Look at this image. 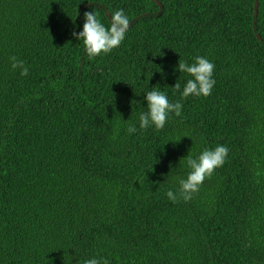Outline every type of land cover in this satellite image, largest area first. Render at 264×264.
I'll return each instance as SVG.
<instances>
[{
	"label": "trees",
	"instance_id": "16d2710c",
	"mask_svg": "<svg viewBox=\"0 0 264 264\" xmlns=\"http://www.w3.org/2000/svg\"><path fill=\"white\" fill-rule=\"evenodd\" d=\"M121 8L125 39L89 57L83 13L108 26ZM196 56L215 85L182 98ZM153 88L182 112L140 129ZM217 145L225 163L185 201L186 156ZM91 257L264 264V0H0V264Z\"/></svg>",
	"mask_w": 264,
	"mask_h": 264
},
{
	"label": "clouds",
	"instance_id": "9594fccd",
	"mask_svg": "<svg viewBox=\"0 0 264 264\" xmlns=\"http://www.w3.org/2000/svg\"><path fill=\"white\" fill-rule=\"evenodd\" d=\"M84 23L82 30L77 34L71 35L76 40H81L89 57H96L101 54H108L114 48L120 46L125 39L129 29L130 20L124 9H119L110 14L109 25L106 26L98 18L95 11H85L83 13ZM11 68L19 69L21 76L28 75L29 68L25 62L17 57H10ZM214 64L206 57L196 56L194 62L189 64L187 61L179 59L177 69L179 72L187 73L191 78L187 80L181 91V84L176 83L171 87L180 92L182 98L189 96H208L211 94L215 85L212 78ZM147 101V111L141 112L138 117L139 128L147 129L154 126L155 129H163L168 121L169 114L180 116L183 105L181 102H170L167 95L158 89L153 88L145 94ZM127 131L135 133L137 127L129 124ZM180 139V138H179ZM178 139V140H179ZM228 149L224 145H217L215 148H205L197 157L186 156V164L190 169L186 178L179 181V195L185 201H190L195 193L200 189L204 180L210 178L213 172L222 167L225 163ZM169 200L176 202L177 194L169 190L166 193ZM84 264H108L106 259L91 257L84 261Z\"/></svg>",
	"mask_w": 264,
	"mask_h": 264
},
{
	"label": "water",
	"instance_id": "95a60500",
	"mask_svg": "<svg viewBox=\"0 0 264 264\" xmlns=\"http://www.w3.org/2000/svg\"><path fill=\"white\" fill-rule=\"evenodd\" d=\"M254 14H256V2H254V11H253Z\"/></svg>",
	"mask_w": 264,
	"mask_h": 264
}]
</instances>
